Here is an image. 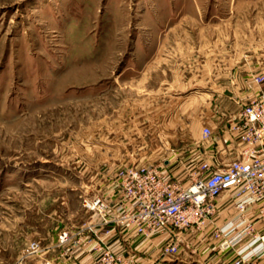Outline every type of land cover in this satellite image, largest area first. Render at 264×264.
Instances as JSON below:
<instances>
[{
  "label": "rangeland",
  "instance_id": "1",
  "mask_svg": "<svg viewBox=\"0 0 264 264\" xmlns=\"http://www.w3.org/2000/svg\"><path fill=\"white\" fill-rule=\"evenodd\" d=\"M263 70L264 0H0V264L83 226L120 168L188 174L208 94L246 104Z\"/></svg>",
  "mask_w": 264,
  "mask_h": 264
},
{
  "label": "built area",
  "instance_id": "2",
  "mask_svg": "<svg viewBox=\"0 0 264 264\" xmlns=\"http://www.w3.org/2000/svg\"><path fill=\"white\" fill-rule=\"evenodd\" d=\"M254 84L264 86V71L254 76ZM231 131L240 139L239 155L226 166L215 167L208 162L193 166L186 182L173 175L168 161L160 166L118 169L113 185L118 212L114 213L115 205L110 200L100 196L85 200L83 207L91 218L75 230H62L57 246L69 250L94 242L97 257L93 264H137L133 257L117 254L100 239L99 233L108 236L112 232L110 226L115 224L144 239L170 236L162 253L164 257H175L180 252V234L207 226L216 214L217 200L231 194L236 214L214 230V238L219 240L217 248L234 250V264L263 260L264 90L243 105ZM212 137V130L204 127L202 140L207 142ZM48 250L33 242L22 260Z\"/></svg>",
  "mask_w": 264,
  "mask_h": 264
},
{
  "label": "crops",
  "instance_id": "3",
  "mask_svg": "<svg viewBox=\"0 0 264 264\" xmlns=\"http://www.w3.org/2000/svg\"><path fill=\"white\" fill-rule=\"evenodd\" d=\"M263 88L256 85L253 86V89L247 87V101L257 97ZM235 90L234 92L237 93ZM207 97L211 99L209 100L210 108H207L201 125L202 130L204 127H209L213 132V137L207 142H200L199 151L206 156L202 157L194 166L200 165L202 162H208L215 167L226 166L239 155L240 139L236 133L231 131V128L238 121V115L244 103L240 102L233 94L229 96L227 88L215 90ZM213 102L215 103L214 107ZM227 104H231V106H225ZM172 173H174L173 170ZM175 176L183 182L187 181L185 173H178ZM109 198L115 205L113 206L114 213H117L119 210V206L116 205L118 198L113 189ZM231 198L232 195L229 194L217 200L216 214L207 226L200 230L187 229L180 234V248H190V250H181L175 257H164L162 253L163 248L171 241L170 236L144 239L113 224L110 226L112 232L108 236L99 233V237L114 252L124 257H133L137 264H234L237 258L236 252L234 250H219L217 248L219 240H216L213 235L215 229L224 226L236 214ZM252 210L254 211V209ZM55 241L53 239L50 242L51 244L47 246L49 250L46 253L32 256L27 264H43L45 261H50L52 264H93L97 257L93 251L94 242L79 244L67 250L66 247L59 248ZM73 260L75 261L73 262ZM250 264H264V259L253 260Z\"/></svg>",
  "mask_w": 264,
  "mask_h": 264
}]
</instances>
